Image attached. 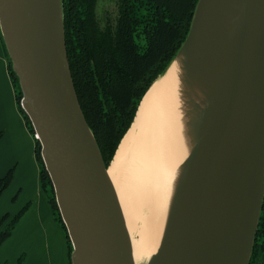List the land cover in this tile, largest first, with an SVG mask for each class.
Returning a JSON list of instances; mask_svg holds the SVG:
<instances>
[{
  "label": "water",
  "instance_id": "obj_1",
  "mask_svg": "<svg viewBox=\"0 0 264 264\" xmlns=\"http://www.w3.org/2000/svg\"><path fill=\"white\" fill-rule=\"evenodd\" d=\"M213 3L198 1L175 58L188 42L198 45ZM58 20L69 80L57 39ZM0 31L22 89L20 105L40 142L72 243L71 263L134 264L109 165L72 78L63 0H0ZM263 199L264 0H250L215 118L200 140L162 264H213L221 243L234 249L232 264H250Z\"/></svg>",
  "mask_w": 264,
  "mask_h": 264
},
{
  "label": "bare ground",
  "instance_id": "obj_2",
  "mask_svg": "<svg viewBox=\"0 0 264 264\" xmlns=\"http://www.w3.org/2000/svg\"><path fill=\"white\" fill-rule=\"evenodd\" d=\"M249 1L214 0L198 45L188 42L150 87L109 165L134 264H162L167 255L185 185L200 140L215 118ZM57 39L68 77L60 20ZM233 250L221 243L213 264H232Z\"/></svg>",
  "mask_w": 264,
  "mask_h": 264
},
{
  "label": "trees",
  "instance_id": "obj_3",
  "mask_svg": "<svg viewBox=\"0 0 264 264\" xmlns=\"http://www.w3.org/2000/svg\"><path fill=\"white\" fill-rule=\"evenodd\" d=\"M198 1L120 0L115 21L109 19L101 26L96 13L97 0H63L65 43L72 78L81 108L107 166L131 127L145 93L166 71L184 44ZM8 69L19 108L36 140L41 186L49 198L55 219L66 232L72 264V243L41 156L40 142L20 105L23 93L10 58ZM12 177L13 170L0 177V195ZM28 207L29 204L8 222V214L0 215V246ZM263 240L264 199L250 264L262 248ZM22 262L23 257L18 264Z\"/></svg>",
  "mask_w": 264,
  "mask_h": 264
},
{
  "label": "crops",
  "instance_id": "obj_4",
  "mask_svg": "<svg viewBox=\"0 0 264 264\" xmlns=\"http://www.w3.org/2000/svg\"><path fill=\"white\" fill-rule=\"evenodd\" d=\"M0 132V177L13 170L10 184L0 195V215L8 214V222L29 204L0 246V264H18L22 257V264H70L66 232L41 186L36 140L16 99L1 31ZM262 243L251 264H264Z\"/></svg>",
  "mask_w": 264,
  "mask_h": 264
},
{
  "label": "rangeland",
  "instance_id": "obj_5",
  "mask_svg": "<svg viewBox=\"0 0 264 264\" xmlns=\"http://www.w3.org/2000/svg\"><path fill=\"white\" fill-rule=\"evenodd\" d=\"M120 0H97L96 13L101 26H105L107 21H115L118 13ZM9 58V57H8Z\"/></svg>",
  "mask_w": 264,
  "mask_h": 264
},
{
  "label": "built area",
  "instance_id": "obj_6",
  "mask_svg": "<svg viewBox=\"0 0 264 264\" xmlns=\"http://www.w3.org/2000/svg\"><path fill=\"white\" fill-rule=\"evenodd\" d=\"M35 137H36V134H35Z\"/></svg>",
  "mask_w": 264,
  "mask_h": 264
}]
</instances>
